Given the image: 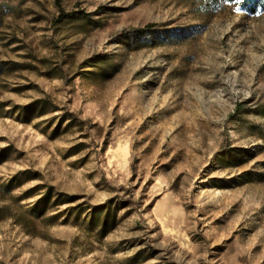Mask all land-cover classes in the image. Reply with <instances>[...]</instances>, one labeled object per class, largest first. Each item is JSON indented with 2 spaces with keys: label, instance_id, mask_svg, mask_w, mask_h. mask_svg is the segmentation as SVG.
Masks as SVG:
<instances>
[{
  "label": "rangeland",
  "instance_id": "rangeland-1",
  "mask_svg": "<svg viewBox=\"0 0 264 264\" xmlns=\"http://www.w3.org/2000/svg\"><path fill=\"white\" fill-rule=\"evenodd\" d=\"M0 264H264V3L0 0Z\"/></svg>",
  "mask_w": 264,
  "mask_h": 264
},
{
  "label": "trees",
  "instance_id": "trees-1",
  "mask_svg": "<svg viewBox=\"0 0 264 264\" xmlns=\"http://www.w3.org/2000/svg\"><path fill=\"white\" fill-rule=\"evenodd\" d=\"M56 1H57V4H58V5H59L60 2H61V0H56ZM260 3L263 5L264 0H260ZM151 27H152V26H148V28L145 29V30H142L141 33H145V32H147ZM242 107H243L242 104H238L237 107H236V110H235L234 114H232V115L229 117V119L231 120V119L235 118V116L241 111Z\"/></svg>",
  "mask_w": 264,
  "mask_h": 264
}]
</instances>
